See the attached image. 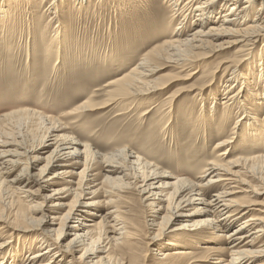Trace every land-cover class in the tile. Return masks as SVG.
Listing matches in <instances>:
<instances>
[{
  "label": "bare ground",
  "instance_id": "1",
  "mask_svg": "<svg viewBox=\"0 0 264 264\" xmlns=\"http://www.w3.org/2000/svg\"><path fill=\"white\" fill-rule=\"evenodd\" d=\"M13 1L10 5L17 2ZM74 2L83 7L85 0ZM163 2L170 8L169 25H178L165 33L168 40L138 59L130 73L105 85L110 89L104 101L95 102L97 95L91 93L59 118L32 108L0 117V185L17 201H25V206L12 207L9 220L5 209H0V264H122L112 249L125 245L124 238L135 234L136 228L114 203L132 193L154 217L146 218V224L153 230L151 246L158 245L154 249L158 264H177L193 257L185 250L187 245L177 244L186 231L198 239L213 236L221 241L220 246L202 247L203 260L264 264V204L258 199L264 196V116H259L264 106V0ZM56 3L53 0L50 7ZM6 7L0 6V21L11 17L12 6ZM48 12L54 15L49 24L54 25L56 42L62 44L66 35L61 11L53 7ZM225 53L229 56L216 64L194 70L210 56ZM31 59L29 55L26 62ZM168 66L186 70L190 77L202 71L204 82L194 92L201 114L198 119L190 114L186 128L198 144L217 141L215 157L201 165L195 180L175 175L151 154L141 156L127 145H114L108 153H101L70 132L69 124L79 122L88 112L113 104L126 106L117 113L121 116L161 96L171 82L157 74ZM218 82V91L212 90ZM180 94L168 93L141 116L153 109L161 114L163 105H168L161 117L171 118ZM219 99L221 108L217 107ZM68 116L72 120L67 124L64 119ZM232 116L237 118L235 124L229 137L223 138L224 126L215 130L211 125L226 124ZM41 129L44 133H39ZM241 140L257 144L258 153L226 160ZM69 196H73L71 202H67ZM68 235H73L70 240ZM20 237L22 246L17 243Z\"/></svg>",
  "mask_w": 264,
  "mask_h": 264
},
{
  "label": "rangeland",
  "instance_id": "2",
  "mask_svg": "<svg viewBox=\"0 0 264 264\" xmlns=\"http://www.w3.org/2000/svg\"><path fill=\"white\" fill-rule=\"evenodd\" d=\"M15 1V4L10 5L14 3L13 0H0V6H12L9 11L11 17L4 16L2 18L6 21H0V117L19 109L32 108L59 118L63 111L88 98L91 93L97 95L95 102L104 101L107 90L110 89L105 85L130 73L138 59L156 45L168 40L165 33L178 25V22L169 25L166 17L170 8L163 0H91V3L85 0L83 7L77 4L75 6L74 0H57L58 4L53 7L61 11V22L66 35L61 38L62 44H58V38L52 31L54 25L49 24L53 14H49L48 10L53 8L50 7L53 0H45L41 6V0L27 3L25 0ZM27 48L31 50L30 54ZM29 55L32 59L27 63L26 57ZM226 56L229 54L210 56L194 70L199 71L204 65H214ZM56 61L58 64H55ZM246 68L247 66L244 69ZM200 74L202 75V71L190 77L186 70L181 71L170 66L161 68L157 76L167 78L171 82L161 96L121 116H117V113L123 112V107L126 106L113 104L88 112L80 117L79 122L69 124L72 127L70 132L90 143L101 153H108L114 145H127L141 156L151 154L152 159L162 163L163 167L173 171L175 175L195 180L194 176L198 174L201 165L215 157L216 151H213V147L217 141L215 138L210 139L208 144L203 145V141L198 144L189 136L191 131L186 128L190 114H195L194 119H198L197 114H201V105L194 101L195 90L204 82ZM219 85V82L216 83L212 90L218 91ZM42 86L45 88L43 91L40 90ZM174 91H181V94L179 101L174 100L175 113L171 118L169 115L161 117L168 105H163L161 114L153 109L146 116H141L144 109L150 108L152 103L160 102L168 93ZM221 100L217 103L219 108ZM194 108H197V112L192 110ZM260 115L264 116V106L260 109ZM221 117L219 116V120ZM236 119L232 116L228 123L217 122L211 127L216 130L224 126L223 129L227 131L223 138L229 137ZM71 120L72 116H68L64 122L68 124ZM29 127L31 128L30 125ZM39 133H44V130L41 129ZM248 141H236L226 160L243 154H257V144ZM20 167L21 165L15 168L12 175H15ZM80 170L82 167L78 168L77 172ZM263 170L261 175L264 177ZM96 172L98 171L93 174ZM77 179L76 177L75 182ZM126 196L128 198L114 204L124 210L120 215L125 220L128 219L136 230L135 234L132 232L124 238L125 245L112 249V254L119 258L122 264H158V260L154 259V249L158 245L151 246L153 230H149L146 224V218L154 217H150L149 209L136 194ZM258 199L264 204V196ZM72 200L73 196H69L67 202ZM21 206H25V201H17L16 196L0 185V209H5L8 214L6 220L13 218L12 207ZM157 220L160 221L159 218ZM189 232L180 234L177 244L187 245L185 250H189L193 257H186L177 264H215V259L203 260L206 255L204 256L202 247L206 244L220 246L221 241L213 236L198 239ZM6 235L8 236V232ZM72 236L68 235L67 239L70 240ZM22 237L17 241L21 246ZM23 259L21 258V261Z\"/></svg>",
  "mask_w": 264,
  "mask_h": 264
}]
</instances>
